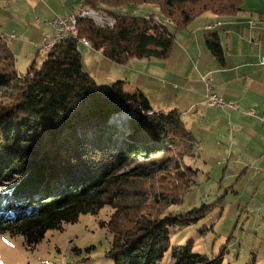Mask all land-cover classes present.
<instances>
[{
  "label": "trees",
  "instance_id": "1",
  "mask_svg": "<svg viewBox=\"0 0 264 264\" xmlns=\"http://www.w3.org/2000/svg\"><path fill=\"white\" fill-rule=\"evenodd\" d=\"M79 1L110 15L113 27L78 17L77 38L44 50L43 63L34 61L24 75L0 32V235L21 236L34 250L49 231L111 207L105 256L114 264H161L172 229L197 223L211 209L167 213L194 184L197 171L185 160L199 153L200 142L182 113L154 110L140 89L128 93L126 82L116 81L104 90L84 70L80 41L88 39L91 49L118 65L164 60L175 42L166 25L111 9L158 5L182 31L206 13L236 15L246 0ZM205 44L224 64L219 35L207 34ZM123 114L132 116L124 125L113 123ZM223 257L195 253L192 243L172 249L175 264H223Z\"/></svg>",
  "mask_w": 264,
  "mask_h": 264
},
{
  "label": "rangeland",
  "instance_id": "2",
  "mask_svg": "<svg viewBox=\"0 0 264 264\" xmlns=\"http://www.w3.org/2000/svg\"><path fill=\"white\" fill-rule=\"evenodd\" d=\"M63 1L65 0L42 1L30 20L23 23L30 25L29 33H23L18 27L10 31L19 38L25 36L21 37L19 42L8 43L20 74H26L34 61L38 66L43 63L45 51L40 47L36 48L35 45H40L48 35L45 25L56 17L68 14L73 8L74 1L78 0L67 1V4ZM252 2L253 0H250V3ZM74 7L78 13L80 9L77 5ZM100 8L106 9L103 6ZM111 10L140 17H156L175 34L170 56L164 60L131 59L126 65H118L106 58L102 51L83 48L81 57L84 70L104 90H109L116 81H125L126 92L133 93V86L142 84L149 90L148 94L156 109L179 108L184 123L190 129V116H194L195 111L190 108L191 88L183 83L185 82L183 74L181 73L179 77V73L163 71V75L160 76L156 75L154 70H150L157 67H193L189 60L190 56H187L178 44L181 37L179 33L184 30L177 31L173 23L163 16L158 5L128 2ZM97 12L104 13L98 10ZM202 120L203 116L195 123L196 130L203 129V127L197 129L202 125ZM192 132L200 142V150L195 157L187 158L185 163L187 167L196 170L197 175L191 189L184 195L183 202L171 206L167 213L183 215L203 207L211 209L207 216L197 223L185 228L172 229L170 251L161 264H175L172 249L189 243L193 244L195 253L208 256L223 253V264H264V219L258 212L261 203L252 198L250 189L243 191L246 183L239 182V173L234 178H229L231 170L227 171L221 164V159L215 156L208 144L211 139L206 138L205 132ZM201 140L204 142L203 145ZM204 146H207L211 157H205ZM112 213L111 207H105L96 216L83 215L75 224H65L62 230L49 231L34 250L25 247L21 236L0 235V264H114L113 260L105 256L112 240L105 224L110 220Z\"/></svg>",
  "mask_w": 264,
  "mask_h": 264
},
{
  "label": "crops",
  "instance_id": "3",
  "mask_svg": "<svg viewBox=\"0 0 264 264\" xmlns=\"http://www.w3.org/2000/svg\"><path fill=\"white\" fill-rule=\"evenodd\" d=\"M42 1L0 0V32L16 37L7 44L19 42L21 37H25L19 38L10 32L17 27L23 33H29L30 25L23 23L30 20ZM67 1L70 2L65 0L63 3ZM72 5V10L64 18L76 14L78 10L74 6L79 8L81 3L78 0ZM208 26L213 28L207 30ZM45 31L53 36L51 22L45 25ZM212 33L219 35L224 64H220L205 45V36ZM179 34L180 49L190 56L193 67H157L150 70L160 76L163 71L179 73V77L183 74V83L191 88L190 108L195 111V115L190 116L189 128L197 133L205 132L206 138L211 139L209 147L221 159L227 171L231 170L229 178L239 173V182L246 183L243 191L250 189L252 198L261 203L258 212L264 219V0H253L252 3L246 0L242 10L232 16L206 13ZM80 45V52L88 48ZM35 47L39 48L40 45ZM207 79H212L210 84L213 92L221 99L232 102L234 108L207 106ZM133 87V92L140 89L147 96L154 110L180 111L179 108L156 109L146 87L142 84ZM202 116V125L197 129H203L196 130L195 123ZM201 143L203 145V140ZM204 150L205 157H211L207 146H204Z\"/></svg>",
  "mask_w": 264,
  "mask_h": 264
},
{
  "label": "built area",
  "instance_id": "4",
  "mask_svg": "<svg viewBox=\"0 0 264 264\" xmlns=\"http://www.w3.org/2000/svg\"><path fill=\"white\" fill-rule=\"evenodd\" d=\"M6 3V2H5ZM80 11L78 14H74L69 18L64 17H56L54 20L51 21V26L53 28V36L46 35L40 44V47L43 50L49 51L51 48H53L55 45L60 43L62 40L74 37L77 38L78 31L76 29V23L77 18H89L91 19L96 26L98 27H113L114 20L112 17H108V15L104 13H98L97 10H87V8H84L83 6H79ZM213 26H208L207 30H211ZM4 38L8 42L10 39L16 38L14 35L6 36L4 35ZM81 44L88 48H92V44L88 39H82L80 41ZM212 79H207V88L208 93L206 95L207 99V106L209 108H234V104L232 102H227L223 99H221L217 94L213 92V88L211 87ZM251 116L253 113H249ZM264 120V119H263Z\"/></svg>",
  "mask_w": 264,
  "mask_h": 264
},
{
  "label": "water",
  "instance_id": "5",
  "mask_svg": "<svg viewBox=\"0 0 264 264\" xmlns=\"http://www.w3.org/2000/svg\"><path fill=\"white\" fill-rule=\"evenodd\" d=\"M127 116L130 117V116H132V115H130V114H128V115H127V114L120 115V116H118L117 118L114 119L113 123H116V121H117V122H120L121 125H124L123 122H125L126 119H128ZM122 123H123V124H122Z\"/></svg>",
  "mask_w": 264,
  "mask_h": 264
},
{
  "label": "bare ground",
  "instance_id": "6",
  "mask_svg": "<svg viewBox=\"0 0 264 264\" xmlns=\"http://www.w3.org/2000/svg\"><path fill=\"white\" fill-rule=\"evenodd\" d=\"M105 14V13H104Z\"/></svg>",
  "mask_w": 264,
  "mask_h": 264
}]
</instances>
